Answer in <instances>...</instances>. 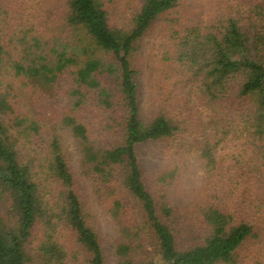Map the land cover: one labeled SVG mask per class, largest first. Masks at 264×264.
Instances as JSON below:
<instances>
[{
    "label": "trees",
    "instance_id": "obj_1",
    "mask_svg": "<svg viewBox=\"0 0 264 264\" xmlns=\"http://www.w3.org/2000/svg\"><path fill=\"white\" fill-rule=\"evenodd\" d=\"M113 1L0 0V264H108L100 214L114 264H264V0H138L123 25ZM155 25L144 117L134 62Z\"/></svg>",
    "mask_w": 264,
    "mask_h": 264
},
{
    "label": "rangeland",
    "instance_id": "obj_2",
    "mask_svg": "<svg viewBox=\"0 0 264 264\" xmlns=\"http://www.w3.org/2000/svg\"><path fill=\"white\" fill-rule=\"evenodd\" d=\"M203 2H216L214 0H201ZM225 1V0H224ZM138 0H115L109 2L106 6L112 18V22L116 24H125L134 14L135 9L138 7ZM161 32L160 25H155L147 34L143 37L141 41V48L138 51L139 55L136 56L137 69L139 71V81H140V98L143 104L144 117H147L148 107L151 101V97L154 96L157 89V81L162 77L163 71L165 70V63L162 60V49H161ZM164 80V79H163ZM46 110L50 112L56 111L60 106L64 104V97L62 94L56 95L51 98H47ZM88 118L91 120V132L96 135H101V127L104 123L101 120L104 118L103 110L92 106L87 107ZM95 132L97 134L95 135ZM96 138H98L96 136ZM67 141L69 145L70 138L67 136ZM73 144L70 148H73ZM159 145L148 144L140 149V158L147 169H152L154 167H160L163 165L162 158L158 154ZM75 157V156H74ZM197 163H189L188 174L183 182V192L185 195L187 192L202 183V173L197 167ZM187 197L178 198L179 203H184ZM99 213V212H98ZM97 213V214H98ZM99 218V229L101 233V239L104 242L106 248L107 263L114 264L115 258L112 253V249L109 244L111 241V224L110 220L105 214H100ZM104 238V239H103ZM106 240V241H104ZM152 245H156V241L152 239ZM150 248V246H149Z\"/></svg>",
    "mask_w": 264,
    "mask_h": 264
}]
</instances>
